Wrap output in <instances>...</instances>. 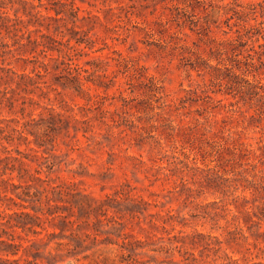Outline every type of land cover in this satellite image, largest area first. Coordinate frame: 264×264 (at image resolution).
I'll return each mask as SVG.
<instances>
[{"label": "rangeland", "instance_id": "rangeland-1", "mask_svg": "<svg viewBox=\"0 0 264 264\" xmlns=\"http://www.w3.org/2000/svg\"><path fill=\"white\" fill-rule=\"evenodd\" d=\"M26 1L53 18L18 23L17 36L0 18V210H44L43 187L62 181L109 206L81 226L96 236L82 253L42 222L37 262L220 264L225 253L263 262V248L225 237H240L239 221L264 244V199L244 187L264 177V0ZM22 6L0 0V16L27 20ZM27 35L63 52H42ZM64 53L77 71H66ZM77 72L79 90L65 83ZM214 171L222 177L208 187ZM239 194L247 203L228 205L234 218L222 206ZM141 198L143 212L130 217ZM243 209L256 221L249 228ZM213 236L223 240L216 251L205 248Z\"/></svg>", "mask_w": 264, "mask_h": 264}, {"label": "trees", "instance_id": "trees-1", "mask_svg": "<svg viewBox=\"0 0 264 264\" xmlns=\"http://www.w3.org/2000/svg\"><path fill=\"white\" fill-rule=\"evenodd\" d=\"M23 3L22 6V13L25 15V17L28 16L27 20H24L21 17H15L11 18L9 15L5 14L0 16L1 18V25L6 29L7 32L14 31L15 36H17L16 32L18 29L16 26L18 23H24L27 24L29 22L36 23L37 25L42 26L43 23L41 20H46L50 17L47 14H43L40 10L37 9L38 5H35L31 1L26 0H19ZM5 2V1H2ZM5 4V3H2ZM26 5L30 7V9H27ZM18 9V8H17ZM59 11H56V15H58ZM17 16V15H15ZM55 19H58L55 17ZM5 20V21H3ZM14 21V22H12ZM48 25V24H47ZM45 25V27L48 29V26ZM33 30L26 28L25 33L29 34ZM24 32H22L21 37L23 36ZM44 36V34H42ZM28 42L40 45L42 46L41 51H53L57 50L59 53L63 52V49H59L54 44H47L43 41L37 40L35 38L34 40L29 39V35H27ZM70 39H67L69 41ZM18 44L23 45V43H20L18 40H16ZM54 42H57L53 39ZM83 41V40H82ZM81 40H77V43H81ZM6 47H8L6 44H3ZM73 46H70L72 48ZM75 48V47H74ZM77 49V48H75ZM9 51V50H8ZM5 52V51H4ZM65 54V53H64ZM45 56V54H44ZM67 57L68 60L71 58L69 55L65 54L62 59L61 63L66 65V71L68 73H71L72 70L77 71L75 68H71L68 65V61L65 59ZM54 58V57H49ZM58 59V57L56 58ZM45 66V64H44ZM10 70V69H8ZM79 72L75 73L71 79H68V81H65V83H69L75 87L76 90L81 89L82 83L80 81ZM24 74H20L19 77H23ZM27 76V75H26ZM29 80H31V77H29ZM61 84H65L63 82H60ZM8 99V98H7ZM25 126L27 123L24 124ZM51 127V126H50ZM53 129V127H51ZM15 131L22 137L24 136L23 130L20 128H16ZM87 131V130H84ZM261 142V139L259 140ZM259 148L264 149V144H259ZM246 151L251 150V148H245ZM247 155L246 153H240V156ZM18 159L17 157H15ZM194 169L196 170H203L199 166H195ZM4 171L0 168V181H6L3 179ZM20 177V176H19ZM222 176L218 174L216 171H214V176H206V184L208 187H213L214 185L212 182H215V185H218L219 182L217 180L221 178ZM260 181H247V185L244 186L245 188L249 189L253 193H258L261 199H264V177L260 176ZM74 183L70 182H48L47 187H43V190L45 191V209L43 208H35L32 207L34 212H30L26 210L25 206H22L23 209L20 211H13L8 212L3 208L0 210V264H39L37 262V259L39 257L38 252V244L43 240V236H39L42 231L38 230L37 227L42 226V222H51L50 224L54 227L59 228L61 235L64 238H67L66 245L71 246V250L82 253L89 250L91 247L94 246V243L96 241V236H91L89 233L82 231L81 232V226L82 225H89L88 219L91 214L95 217V222H99L100 219L98 218V212L101 211V213H104L108 210L109 206H105V203L102 201H99L96 205H92L90 202L87 201L86 195H80V193L73 187ZM12 186L17 187L14 183H12ZM223 187V186H222ZM221 187V192L223 194H226V189ZM108 196V195H106ZM108 198V197H107ZM110 199V198H108ZM241 200V204H238L237 202ZM58 202H61L60 204ZM145 203V201L141 198L135 202L132 203V208L129 210H126L125 212L133 218H139V213L143 212L144 208H140V204ZM247 203L246 195H234L230 201L226 202L225 205H223L222 209H225L229 212H231L232 216L234 218H239L237 213H234L231 208L228 207V205H235L236 209L238 210L240 207H245ZM22 205V204H21ZM109 205V204H107ZM1 206V204H0ZM40 211V215L36 211ZM243 213V221L245 223V226L249 228L250 222H256L252 219L251 213L248 209H243L241 211ZM113 218V217H111ZM119 223V222H117ZM165 229V227L163 226ZM238 231L237 233L240 234V237L234 236L232 234V230L228 231L229 236L227 238L225 237V241L228 243L230 242H236L240 245L241 243L237 242L238 239L244 240V246L246 252L251 251V246L254 248H263L262 252L264 253V244L260 245L259 238H255L253 240H249L248 236L243 233V226L238 221V227L236 228ZM20 231L24 232L26 237H22L20 234ZM65 232H68V234H65ZM34 235V237H29L28 234ZM54 232H49V236H54ZM202 236L201 233H197ZM264 234V233H263ZM176 235H174L175 237ZM193 237V236H192ZM207 237L211 240L212 236L210 234L207 235ZM215 238L214 242H207L205 245V248L208 249H214L215 251L220 249L221 243L223 242L222 239H220L217 236H213ZM16 238L24 239L25 241H17ZM50 241V240H49ZM49 241L47 243H49ZM264 243V239L262 240ZM46 243V244H47ZM211 243L217 244V247H214L211 245ZM130 249H133V247L130 244ZM20 251L23 252V254L32 255V258L29 259L28 257H23V254H20ZM224 257L229 259L228 262H222L220 264H237L238 259L232 258L228 254H224ZM256 264H264L263 262H257Z\"/></svg>", "mask_w": 264, "mask_h": 264}, {"label": "clouds", "instance_id": "clouds-1", "mask_svg": "<svg viewBox=\"0 0 264 264\" xmlns=\"http://www.w3.org/2000/svg\"><path fill=\"white\" fill-rule=\"evenodd\" d=\"M48 103H52L54 105V102L53 101H48Z\"/></svg>", "mask_w": 264, "mask_h": 264}]
</instances>
